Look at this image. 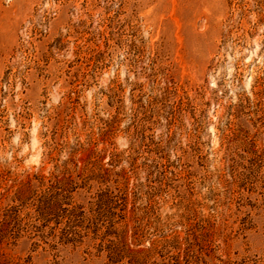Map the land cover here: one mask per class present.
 Returning a JSON list of instances; mask_svg holds the SVG:
<instances>
[{
    "label": "rangeland",
    "instance_id": "374dc122",
    "mask_svg": "<svg viewBox=\"0 0 264 264\" xmlns=\"http://www.w3.org/2000/svg\"><path fill=\"white\" fill-rule=\"evenodd\" d=\"M0 264H264V0H0Z\"/></svg>",
    "mask_w": 264,
    "mask_h": 264
}]
</instances>
